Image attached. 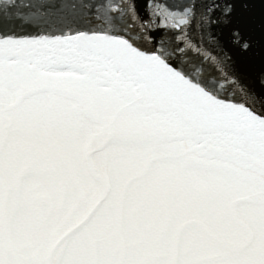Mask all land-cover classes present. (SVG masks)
Here are the masks:
<instances>
[{
	"label": "snow or ice",
	"instance_id": "obj_1",
	"mask_svg": "<svg viewBox=\"0 0 264 264\" xmlns=\"http://www.w3.org/2000/svg\"><path fill=\"white\" fill-rule=\"evenodd\" d=\"M0 264H264V0H0Z\"/></svg>",
	"mask_w": 264,
	"mask_h": 264
}]
</instances>
